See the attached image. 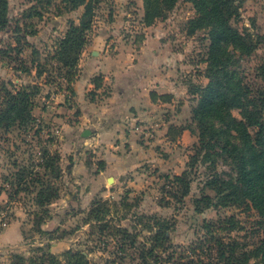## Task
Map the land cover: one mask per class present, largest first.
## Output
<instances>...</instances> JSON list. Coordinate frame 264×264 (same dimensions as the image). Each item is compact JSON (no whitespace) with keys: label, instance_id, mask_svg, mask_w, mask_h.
I'll return each instance as SVG.
<instances>
[{"label":"rangeland","instance_id":"rangeland-1","mask_svg":"<svg viewBox=\"0 0 264 264\" xmlns=\"http://www.w3.org/2000/svg\"><path fill=\"white\" fill-rule=\"evenodd\" d=\"M58 2L9 0L10 25L6 30H0V48L18 44L16 49H8L9 55L0 54V78L13 81L18 88L32 84L40 86L33 96L35 122L28 127L0 128V194L3 195L0 196V229L20 216L24 233L21 243L1 248L0 263H10L13 253L27 258L37 256L40 254L38 247L45 244L60 256L69 249L82 250L93 264H178L180 253L186 255L182 262L187 263L194 257L192 245H203L207 253H210L209 245L215 247L214 238L207 233L204 224L231 216L239 221L237 227L231 229L228 222H223L226 228L216 230L215 236H225V241L236 248L237 256L249 251L254 242L264 236L256 209L230 206L196 211V198L203 193L215 196V192L204 185L210 172L206 166L199 165L191 192L184 202L170 199L169 205L162 203L163 198L170 197L162 192L164 179L161 174H181L199 141V126L192 114L197 100L190 89L209 82L205 75L208 63L204 60L209 44L205 31L194 35L187 33L189 20L197 14L193 3L179 0L165 18L147 25L144 0H105L96 10L93 28L80 56L77 76L70 84L64 79L67 69L54 56L70 24L80 22L84 8L59 14ZM33 7L43 16L26 17ZM232 23L241 30L264 35V0H243L241 18ZM16 38H20L19 43ZM20 47L22 52L18 53ZM113 58L119 61L103 74L101 66H106L107 60ZM263 61L264 42L253 56L242 59L243 67L249 72L248 79L254 77V68ZM28 68L30 72L25 71ZM38 70H43L42 75ZM116 70L123 71L118 81L121 85L135 81L138 88L148 85L150 80L157 81V102L144 107L141 115L121 113V122L127 126L123 128V134L119 137L105 134L96 145L95 140L91 141L96 131L94 117L83 112L88 109L84 94L87 101L104 106L112 95L111 84ZM83 72L85 76H92L91 83L94 76L101 74L104 78L99 88L88 80L86 90L82 88L81 98L73 84ZM233 113L241 117L239 110ZM132 116L136 120L130 125ZM82 128L91 133L83 136ZM131 128L135 130L134 136ZM116 145L121 147L118 149ZM45 150L60 153L63 172L59 179L53 180L60 196L42 207L35 202L40 189L38 184L31 190L16 193V173L21 168H32V165L41 172L37 166ZM118 150L123 157L119 161L116 159ZM107 156L113 159L112 166H118L116 169L121 171L99 174L104 165L100 161L104 163L102 158ZM77 162L80 165L75 174L68 175V166L73 170ZM218 169L230 171L224 161L219 162ZM98 197L110 201L112 207L107 219L114 226H123L136 234L134 246L123 234L117 237L106 235L107 232L101 234L97 227L86 224L84 219L90 205ZM157 220L167 221L170 225L171 247L160 251L158 260L149 257L145 261L140 252L144 243L150 245L149 238ZM43 230H49L51 234H45ZM206 238L210 240L206 242ZM174 249L177 253L168 262ZM212 252L215 257L216 249ZM205 262L208 264L206 258ZM250 263L264 264L255 258L249 259Z\"/></svg>","mask_w":264,"mask_h":264},{"label":"trees","instance_id":"trees-1","mask_svg":"<svg viewBox=\"0 0 264 264\" xmlns=\"http://www.w3.org/2000/svg\"><path fill=\"white\" fill-rule=\"evenodd\" d=\"M105 0H59L57 9L59 14L83 7L84 11L79 23L72 22L68 31L60 39L54 59L65 67L64 79L68 83L74 82L77 76V67L81 53L88 41V33L92 30L96 10ZM179 0H144V21L147 25L153 24L158 18H165L177 5ZM196 10V16L187 24V33L196 34L204 30L209 40L204 62L208 63L205 72L209 82L205 86H192L190 92L195 95L197 103L192 109L193 120L199 126V141L195 152L190 156L187 168L181 174H161L164 184L162 192L170 198H163L164 205H169L170 199L182 203L189 195L192 183L195 180L199 165L209 169L205 180V188L215 192V196L203 193L194 201L195 209L203 212L204 209L227 208L237 206L243 209H256L261 217L264 229V61L254 68V77L248 79V70L243 67L242 59L251 57L264 42V35L252 34L248 30H241L232 23L241 18L243 0H190ZM9 0H0V30H6L10 25ZM42 17L43 13L33 7L26 17ZM18 26V31H20ZM19 43L20 38H16ZM18 47L9 45L7 49L0 48V54L9 55L8 49ZM22 47L18 48V53ZM5 57V56H4ZM30 72V69H25ZM42 75L43 70H38ZM104 76H94L92 83L96 88L102 86ZM40 89L39 85H27L18 88L13 81L0 78V128L10 129L14 126L28 127L36 120L33 111V96ZM155 101L156 92H151ZM165 97V96H163ZM162 98V97H161ZM239 110L241 117L233 111ZM171 132V129L168 133ZM220 161L229 166L230 171L218 169ZM100 169L105 168V162ZM40 167L21 168L17 171V189L28 191L34 185H39L35 202L42 207L51 204L60 196L59 188H55L53 180L61 177L63 168L60 153L52 154L44 151ZM15 184V183H14ZM163 201V200H162ZM110 201L102 197L95 198L84 219L86 224L98 228L101 234L117 237L123 236L130 240L131 245L136 244V234L131 233L123 226H114L107 215L111 213ZM229 223L231 229L238 225L234 217L223 218L219 222H206L204 228L212 235L215 242L216 256L211 253L213 247L208 246L210 253L205 252V247L191 246L192 256L187 263L182 262L186 257L179 254L178 264H248L249 259L255 258L264 263V236L254 242L249 251L236 255V248L225 241L226 237H216V230ZM156 228L149 238L150 245L143 244L140 257L147 261L149 257L159 259L160 251L171 247L168 234L170 225L167 221L157 220ZM223 227V228H221ZM51 234L49 230H43ZM210 238H206L208 242ZM211 242V241H210ZM40 254L26 256L13 253L8 264H93L87 254L82 250L69 249L57 255L50 251L49 244L38 247ZM169 256L168 262L174 259V254ZM208 255V256H207ZM206 256V257H205ZM6 264V263H0ZM251 264V263H250Z\"/></svg>","mask_w":264,"mask_h":264},{"label":"crops","instance_id":"crops-1","mask_svg":"<svg viewBox=\"0 0 264 264\" xmlns=\"http://www.w3.org/2000/svg\"><path fill=\"white\" fill-rule=\"evenodd\" d=\"M118 58H113L112 60H107L106 66H101V71L106 73V69L116 65L118 62ZM94 65H91V67ZM97 66V65H96ZM83 67V64H82ZM100 69V67L98 68ZM85 72L78 77L77 81L73 84L74 90L80 97L82 98L81 94H84V91L86 90V85L88 80H90L92 76H85ZM114 83L112 85V95L105 101V105L101 106L98 104H95L94 102L87 101L86 94H84V104L87 106L89 110H92L94 112H89L88 109L86 111H83L85 115H88L90 117H94L93 121L95 123V135L93 136L94 139H91V141L95 140V144L101 141V138L107 134L111 136L118 135L121 136L123 134L122 130L123 128L127 127L124 122H121L122 117L121 113L126 114L130 113L134 116H136L138 113L141 115V111H143L144 107H149L152 104L156 103L157 101L153 100L151 97V92L154 91L156 93H159V86L157 81L154 83L150 80L148 85L146 86H140L143 92H141L140 87H136L135 81H127L125 84L121 85L119 84V77L123 75V71H114ZM88 78V79H87ZM93 83H91L92 85ZM121 87V89H120ZM82 88H84V91L82 92ZM135 91V92H134ZM134 92V93H133ZM137 93V95H135ZM142 95V97L140 96ZM94 113V115H92ZM102 118V119H100ZM121 118V119H120ZM136 120V117L133 118V116L129 119V124L132 125L134 121ZM84 128L81 130V134L84 132ZM135 130L131 128L130 132L131 134L135 133ZM120 133V134H119ZM134 136V134L132 135ZM73 141V139H72ZM135 143V142H134ZM134 143H132L134 145ZM73 142L70 145H72ZM98 145V144H96ZM121 145H116V148H120ZM61 151V149L59 150ZM110 151V150H109ZM111 152H114L113 150ZM118 158H116L118 161L122 159L123 157L119 154V150L117 151ZM101 160V159H100ZM102 160L105 161V168L100 171L99 174L105 175L106 173H113L121 171L120 169H116L118 166H112L114 161L113 159H110L108 156L102 158ZM79 163L77 162L74 164L73 170L71 169V166H68L69 172L68 175L75 174L77 167H79ZM81 167V166H80ZM1 192V191H0ZM0 196H3L0 194ZM20 217V216H19ZM13 219L8 225L5 226V228L0 229V250L2 247L9 246V245H17L21 243L24 240V233H23V227L22 222L20 218ZM4 225V224H3Z\"/></svg>","mask_w":264,"mask_h":264},{"label":"water","instance_id":"water-1","mask_svg":"<svg viewBox=\"0 0 264 264\" xmlns=\"http://www.w3.org/2000/svg\"><path fill=\"white\" fill-rule=\"evenodd\" d=\"M91 133V131L89 129H85L83 132V136H88Z\"/></svg>","mask_w":264,"mask_h":264}]
</instances>
